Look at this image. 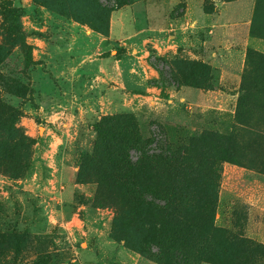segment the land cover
<instances>
[{
  "label": "rangeland",
  "instance_id": "1",
  "mask_svg": "<svg viewBox=\"0 0 264 264\" xmlns=\"http://www.w3.org/2000/svg\"><path fill=\"white\" fill-rule=\"evenodd\" d=\"M231 1L254 9L252 33L264 38V0H0V168L13 174L0 182V264H171L156 246L141 250L136 221L126 229L122 211L95 204L98 162L122 181L128 163L142 174L160 157L193 155L206 131L233 134L244 165L220 163L216 226L264 245V129L237 120V88L211 65L209 81L188 86L199 62L189 46L204 32L193 18ZM152 54L172 65L160 64L167 82ZM251 104L264 116V103ZM196 253L188 264H212Z\"/></svg>",
  "mask_w": 264,
  "mask_h": 264
},
{
  "label": "trees",
  "instance_id": "2",
  "mask_svg": "<svg viewBox=\"0 0 264 264\" xmlns=\"http://www.w3.org/2000/svg\"><path fill=\"white\" fill-rule=\"evenodd\" d=\"M14 24L17 26L20 47L25 52L26 64H35L22 25L17 21ZM152 59L153 68L167 82L166 71L160 64L164 63L169 70H173L172 65L155 54L151 55L150 60ZM249 59L257 63V73L253 78L255 84L247 85L248 74L244 75L236 118L251 129L259 124L264 129L262 111L253 113L251 110L252 101L264 103V54L250 49L248 61ZM211 70L210 64L202 61L194 63L192 74L188 77V86L201 87V81H209ZM170 75L173 78V74ZM251 88L256 89L259 95L252 97L249 93ZM253 137L263 139L257 134H253ZM194 143H198L200 149L193 155L174 154L171 158L160 157L150 162V166L142 174L128 163L127 173L122 181L120 178L109 177L106 169H102L103 164L98 162L101 179L96 181L98 190L95 204L101 207L112 206L118 213L122 211L126 216V229L134 226L136 221L146 233L140 245L141 250L156 246L160 250L159 254L171 264H188L186 258L197 254L198 250L205 253L212 264H264L263 244L239 237L234 230L217 227L215 224L222 171L220 163L244 166L234 156L238 150L235 136L206 131L200 136V141ZM245 144L260 143L253 140ZM105 148L109 153L108 148ZM93 164L90 162V173L95 175L93 166L97 164ZM7 171L0 168V175L12 177L13 174ZM146 194L166 201L165 206H153V203L142 198ZM151 207L156 209L155 214H151ZM135 208L143 213L141 217L132 211ZM116 224L114 221V227Z\"/></svg>",
  "mask_w": 264,
  "mask_h": 264
},
{
  "label": "crops",
  "instance_id": "3",
  "mask_svg": "<svg viewBox=\"0 0 264 264\" xmlns=\"http://www.w3.org/2000/svg\"><path fill=\"white\" fill-rule=\"evenodd\" d=\"M219 8L215 14H204L199 19L193 18L194 22L199 23V28L204 29V32L199 33L197 47L194 42L192 45L190 44L188 51L195 59L210 64L220 75L221 82L230 83L234 89L237 88L231 94V100L236 99L237 102L242 93L241 86L245 80L244 75L248 74L247 85L255 84L253 78L257 73V63L252 59L248 61V51L251 49L264 54V38L262 36L258 38V35L252 33L254 9L252 15H244L238 12L232 1L224 2ZM153 70L158 76L159 72L155 68ZM249 93L252 97L259 95V92L254 88H251ZM224 94L223 91H208L205 96H207L206 98L223 99ZM0 182L4 188L7 181L1 175ZM3 188L0 189V192Z\"/></svg>",
  "mask_w": 264,
  "mask_h": 264
}]
</instances>
